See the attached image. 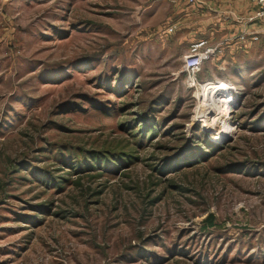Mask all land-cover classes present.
Instances as JSON below:
<instances>
[{
  "label": "rangeland",
  "instance_id": "374dc122",
  "mask_svg": "<svg viewBox=\"0 0 264 264\" xmlns=\"http://www.w3.org/2000/svg\"><path fill=\"white\" fill-rule=\"evenodd\" d=\"M185 1L0 0V264H264V21L192 85Z\"/></svg>",
  "mask_w": 264,
  "mask_h": 264
},
{
  "label": "crops",
  "instance_id": "0c3cea01",
  "mask_svg": "<svg viewBox=\"0 0 264 264\" xmlns=\"http://www.w3.org/2000/svg\"><path fill=\"white\" fill-rule=\"evenodd\" d=\"M201 1L202 4L197 2L192 3L190 0L189 3L188 0H186L180 6L175 5L176 11L171 16L173 20L171 19L172 21L169 22L171 25H175L174 27H177V30H179V24L184 23L189 38V44L197 40L196 38L206 37L211 45L218 46V49H220L223 41L214 43L213 35L224 30L226 25L231 21V19L225 17V15L223 16V13L226 14L229 11H238V14H240L238 18L243 20V24H239V26H243L244 23H247L248 21L246 19H248L251 14L248 11L249 5L239 8L233 3L222 4L219 3L218 0ZM238 32L239 29H237L236 33ZM218 53L219 52L215 55L216 57H218Z\"/></svg>",
  "mask_w": 264,
  "mask_h": 264
},
{
  "label": "built area",
  "instance_id": "2783aa9c",
  "mask_svg": "<svg viewBox=\"0 0 264 264\" xmlns=\"http://www.w3.org/2000/svg\"><path fill=\"white\" fill-rule=\"evenodd\" d=\"M192 2L202 3L201 0H191ZM253 6V12L246 19L248 22L251 21H264V0H249ZM174 26H167L165 29V33L170 34L174 31ZM264 33L263 30L257 31H241L239 35L236 37L238 41H243L248 38L253 41L259 40L260 34ZM218 46H212L209 43L208 39H198L193 42L190 46V50L187 55L184 57V69L188 74V79L194 85L196 81L197 74L202 70V67L212 57L217 54ZM221 101H225L224 104L230 103L229 97L222 96ZM227 113V112H226Z\"/></svg>",
  "mask_w": 264,
  "mask_h": 264
},
{
  "label": "bare ground",
  "instance_id": "6f19581e",
  "mask_svg": "<svg viewBox=\"0 0 264 264\" xmlns=\"http://www.w3.org/2000/svg\"><path fill=\"white\" fill-rule=\"evenodd\" d=\"M210 99V98H209Z\"/></svg>",
  "mask_w": 264,
  "mask_h": 264
}]
</instances>
